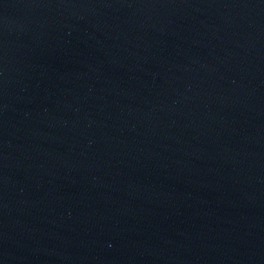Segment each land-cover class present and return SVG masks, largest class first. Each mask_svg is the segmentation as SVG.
Returning <instances> with one entry per match:
<instances>
[{
    "label": "water",
    "instance_id": "obj_1",
    "mask_svg": "<svg viewBox=\"0 0 264 264\" xmlns=\"http://www.w3.org/2000/svg\"><path fill=\"white\" fill-rule=\"evenodd\" d=\"M0 264H264V0H0Z\"/></svg>",
    "mask_w": 264,
    "mask_h": 264
}]
</instances>
